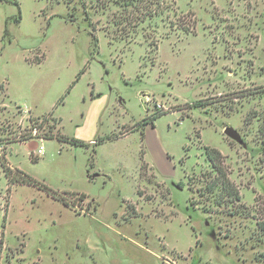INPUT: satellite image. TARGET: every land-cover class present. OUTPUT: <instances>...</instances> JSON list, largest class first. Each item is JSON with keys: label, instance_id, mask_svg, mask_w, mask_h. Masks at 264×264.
<instances>
[{"label": "rangeland", "instance_id": "obj_1", "mask_svg": "<svg viewBox=\"0 0 264 264\" xmlns=\"http://www.w3.org/2000/svg\"><path fill=\"white\" fill-rule=\"evenodd\" d=\"M138 15L0 0V264H264V0Z\"/></svg>", "mask_w": 264, "mask_h": 264}, {"label": "trees", "instance_id": "obj_2", "mask_svg": "<svg viewBox=\"0 0 264 264\" xmlns=\"http://www.w3.org/2000/svg\"><path fill=\"white\" fill-rule=\"evenodd\" d=\"M4 1V0H2ZM115 1H121V3L123 5H131L132 7H134L135 10L138 11L139 15H143L144 17L145 16H150V15H154V13L160 9L162 3H163V0H115ZM135 2V4H134ZM12 4L16 5V2H11ZM133 3V4H131ZM154 5V7L152 8V5ZM19 8L17 6V15L15 17H13V20L14 22H18L19 21ZM124 28V27H123ZM122 28V29H123ZM187 28V27H185ZM188 30V28H187ZM4 33H6V27L4 28ZM153 45L155 44L154 42L152 43ZM77 79V78H76ZM160 115V114H159ZM157 115H154L151 120L149 121V123H153V119L156 117ZM43 121L45 120V118L42 119ZM41 120V121H42ZM145 119L142 120V124L141 126L143 125V122ZM43 123V122H42ZM145 124V123H144ZM48 136H45L46 138H52V137H56L59 141H67V142H70V143H79L77 140L75 139H68L66 137H63L62 135L58 134V133H52V134H47ZM31 133H29L28 135H26L25 137L21 138L22 140H27L29 138H31ZM102 140H104V138H99L98 141H94V144H98L99 142H101ZM206 149V154L207 156L209 157V159L211 161H213L212 163H214V161H218L220 162L221 161V155L220 153L218 152V150L214 149V148H205ZM32 161H36V159H32ZM215 165V164H214ZM218 170L220 171V168L215 165ZM0 167H1V170L4 174V176L6 177V181H7V187H6V192L8 193L7 196H9V191H10V188H11V185L12 184H16V183H19V184H34V185H37L38 187H41L43 188L44 190H46L47 192L51 193L52 194V190L50 188H48L47 186H45L43 183L37 181L36 179L32 178L31 176L27 175L24 171H22L21 169L17 168V167H12L10 166L5 157L4 156H1L0 157ZM12 172H16L17 174L16 175H13ZM221 172V171H220ZM234 190V189H233ZM234 198L235 199H238V194L236 193V191L234 190ZM85 194H80V196H84ZM7 199L6 198V202H7ZM260 227L263 228V223L260 222L259 223Z\"/></svg>", "mask_w": 264, "mask_h": 264}, {"label": "water", "instance_id": "obj_3", "mask_svg": "<svg viewBox=\"0 0 264 264\" xmlns=\"http://www.w3.org/2000/svg\"><path fill=\"white\" fill-rule=\"evenodd\" d=\"M223 133L229 138L233 139L236 142H241V138L239 134L230 126H226L223 128Z\"/></svg>", "mask_w": 264, "mask_h": 264}, {"label": "crops", "instance_id": "obj_4", "mask_svg": "<svg viewBox=\"0 0 264 264\" xmlns=\"http://www.w3.org/2000/svg\"><path fill=\"white\" fill-rule=\"evenodd\" d=\"M5 90H6V88H5ZM26 111H29V110H27V109H25ZM30 112V111H29ZM147 124H149V126L150 127H152L153 125L151 124V123H145L144 125H142V126H139V132L141 133V135H142V137H143V134H144V126H146ZM125 133H127V131L125 130V131H123V132H121L120 133V135H124ZM27 140H29V139H27ZM95 145V144H94ZM42 149H43V147H42V145L40 144L39 145V147H37V149H36V151H38V150H40V151H42ZM39 151V152H40Z\"/></svg>", "mask_w": 264, "mask_h": 264}]
</instances>
